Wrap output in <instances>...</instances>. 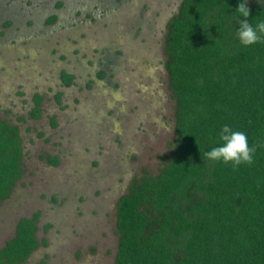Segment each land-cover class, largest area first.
I'll return each mask as SVG.
<instances>
[{
    "label": "rangeland",
    "instance_id": "1",
    "mask_svg": "<svg viewBox=\"0 0 264 264\" xmlns=\"http://www.w3.org/2000/svg\"><path fill=\"white\" fill-rule=\"evenodd\" d=\"M179 2L0 0V118L18 128L23 169L0 202V247L39 213L37 249L19 264L113 263L117 198L171 148L163 38ZM34 93L40 117L27 119Z\"/></svg>",
    "mask_w": 264,
    "mask_h": 264
},
{
    "label": "trees",
    "instance_id": "2",
    "mask_svg": "<svg viewBox=\"0 0 264 264\" xmlns=\"http://www.w3.org/2000/svg\"><path fill=\"white\" fill-rule=\"evenodd\" d=\"M243 2L180 0L167 19L163 67L174 101L171 148L155 175L134 177L117 198L112 264H264V38L240 43L237 20L244 17L235 12ZM246 5L253 27L264 22V0ZM71 77L62 72L65 85ZM33 103L28 116L37 119L41 96ZM225 124L256 146L252 165L234 170L205 159L222 146ZM18 133L0 118V202L23 173ZM46 160L57 164L55 156ZM38 214L16 220L0 247V264L24 262L38 246Z\"/></svg>",
    "mask_w": 264,
    "mask_h": 264
},
{
    "label": "clouds",
    "instance_id": "3",
    "mask_svg": "<svg viewBox=\"0 0 264 264\" xmlns=\"http://www.w3.org/2000/svg\"><path fill=\"white\" fill-rule=\"evenodd\" d=\"M235 13L238 17H244L243 20H237L240 26L237 31L240 43L244 46H251L261 42L264 38V22L257 23L255 27L248 22L250 9L246 5V0L238 5ZM219 139L223 142L222 146L206 152L205 159L231 164L234 170L241 164H253L256 146L249 147L248 138L244 132L233 131L229 125L225 124L220 131Z\"/></svg>",
    "mask_w": 264,
    "mask_h": 264
},
{
    "label": "flooded vegetation",
    "instance_id": "4",
    "mask_svg": "<svg viewBox=\"0 0 264 264\" xmlns=\"http://www.w3.org/2000/svg\"><path fill=\"white\" fill-rule=\"evenodd\" d=\"M113 57L111 58H109V61L110 62H107V63H104V62H101L100 64H102V70H99L98 72H97V75H96V77L97 78H102V77H104V75H105V71H104V69L105 68H108V69H110V66H109V63H111V62H113ZM62 72H64V73H66V74H68V75H70L67 71H65V70H63ZM62 72L60 73V81H61V84L63 85V86H68V85H70L71 83H69L68 85H65L64 83H63V80H62ZM102 73V75L100 76V74ZM71 80H70V82L72 81V79H73V75L71 74ZM36 93H34V94H32L31 96H32V105H31V107H29L28 109H27V119H32V118H29V116H28V113H29V111L32 109V107L34 106V103H33V97H34V95H35ZM60 93H58V95H59ZM39 95V94H38ZM41 96V95H40ZM40 117V116H39ZM38 117V118H39ZM19 118V117H18ZM21 118V117H20ZM37 118V119H38ZM20 120H22V118L20 119ZM26 120V119H25ZM20 137V136H19ZM50 157H54V156H50ZM56 157V156H55ZM21 158H22V151H21ZM57 159V158H56ZM49 165H51V164H49ZM20 178V177H19ZM13 188V187H12ZM10 193H11V191H10ZM10 193H9V195H10ZM8 195V196H9ZM37 249V247L34 249V250H36ZM33 250V251H34Z\"/></svg>",
    "mask_w": 264,
    "mask_h": 264
},
{
    "label": "crops",
    "instance_id": "5",
    "mask_svg": "<svg viewBox=\"0 0 264 264\" xmlns=\"http://www.w3.org/2000/svg\"><path fill=\"white\" fill-rule=\"evenodd\" d=\"M70 75H71V74H70ZM70 83H71V82H70ZM30 254H31V253H30ZM30 254H29V255H30ZM27 258H28V257H27ZM27 258H26V259H27ZM18 264H19V263H18Z\"/></svg>",
    "mask_w": 264,
    "mask_h": 264
}]
</instances>
